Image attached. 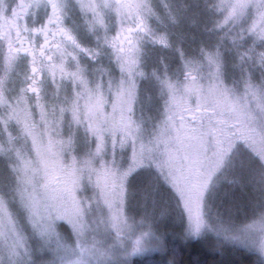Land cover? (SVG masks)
Masks as SVG:
<instances>
[{
  "label": "rangeland",
  "instance_id": "obj_1",
  "mask_svg": "<svg viewBox=\"0 0 264 264\" xmlns=\"http://www.w3.org/2000/svg\"><path fill=\"white\" fill-rule=\"evenodd\" d=\"M72 2L50 65L0 47V264H264V0Z\"/></svg>",
  "mask_w": 264,
  "mask_h": 264
},
{
  "label": "flooded vegetation",
  "instance_id": "obj_2",
  "mask_svg": "<svg viewBox=\"0 0 264 264\" xmlns=\"http://www.w3.org/2000/svg\"><path fill=\"white\" fill-rule=\"evenodd\" d=\"M72 3V0H0V47L9 55L30 62L36 71L50 65L69 41L74 22L69 13ZM38 78H43L42 73Z\"/></svg>",
  "mask_w": 264,
  "mask_h": 264
},
{
  "label": "trees",
  "instance_id": "obj_3",
  "mask_svg": "<svg viewBox=\"0 0 264 264\" xmlns=\"http://www.w3.org/2000/svg\"><path fill=\"white\" fill-rule=\"evenodd\" d=\"M141 174L143 173L141 171H138V173L134 174L133 178H131L129 185L130 196L133 192L143 189L142 183L139 181L142 176L140 177L139 180L136 179ZM149 175H151V172ZM153 175L157 178V180L155 179V183L152 185L156 187V189L163 191L164 193L169 195L170 198L174 197L171 194V190L169 186L165 184V182L158 175H155L154 173ZM222 175L223 174H221L220 176ZM60 226L66 227L64 223L63 224L60 223ZM182 226L183 225L181 224L180 226L173 227V229H170V234L168 232L166 235L167 237L165 240V244L167 246L168 253L173 260V264H215L213 262L211 252L207 248L202 247L198 241H192L188 244L185 243L182 244L178 240H175L172 238V236H170L173 233L175 234L176 232L179 231L181 232L183 229ZM133 264H172V263L168 262V260L164 258L157 256L156 254L151 256L135 257L133 259Z\"/></svg>",
  "mask_w": 264,
  "mask_h": 264
}]
</instances>
